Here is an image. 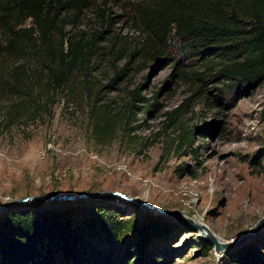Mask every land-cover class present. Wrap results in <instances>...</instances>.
Masks as SVG:
<instances>
[{
	"label": "trees",
	"instance_id": "trees-1",
	"mask_svg": "<svg viewBox=\"0 0 264 264\" xmlns=\"http://www.w3.org/2000/svg\"><path fill=\"white\" fill-rule=\"evenodd\" d=\"M106 1L0 0L1 129L50 113L59 95L65 105L86 101L92 137L105 143L131 128L134 108L145 113L157 108L158 89L147 97L137 85L114 107L103 87L113 88L135 62L166 61L174 53L184 60L172 61L179 76H217L240 97L264 80V0H125L134 36L113 33L106 39L107 27H67L88 7L108 26ZM104 60L113 73L102 83L92 72ZM217 90L222 99L225 87ZM197 92L167 112V125L190 110ZM198 127L204 128L182 130L177 147L189 145ZM261 161L255 156L256 164ZM83 200L26 204L0 214V264H167L168 257L149 249L156 232L166 228L158 216L137 220L117 207ZM199 241L207 251L213 247ZM228 261L264 264V241L237 247Z\"/></svg>",
	"mask_w": 264,
	"mask_h": 264
},
{
	"label": "rangeland",
	"instance_id": "rangeland-1",
	"mask_svg": "<svg viewBox=\"0 0 264 264\" xmlns=\"http://www.w3.org/2000/svg\"><path fill=\"white\" fill-rule=\"evenodd\" d=\"M124 1L103 3L111 17L108 26L88 7L67 27H107L106 39L113 33L134 36L137 31L123 10ZM173 55L166 61L135 62L113 88L103 87L105 98H114V107L137 85L147 97L158 89L157 108L150 113L134 108L131 128L105 143L92 137L86 101L65 105L59 95L50 113L0 128V214L26 204L67 200L36 196L118 191L126 197L106 193L78 199L117 207L137 220L148 213L158 216L166 228L156 232L149 249L168 257L167 264H229V252L263 242L264 80L240 97L217 76H179L172 61L184 60ZM112 73L106 60L92 72L102 83ZM220 86L226 92L217 99ZM195 89L190 110L167 125V112ZM194 125L204 128H194L190 144L178 148L179 133ZM255 156L262 159L260 165ZM22 197L27 199L9 204ZM181 215L206 223L226 246L207 251L199 230Z\"/></svg>",
	"mask_w": 264,
	"mask_h": 264
},
{
	"label": "water",
	"instance_id": "water-1",
	"mask_svg": "<svg viewBox=\"0 0 264 264\" xmlns=\"http://www.w3.org/2000/svg\"><path fill=\"white\" fill-rule=\"evenodd\" d=\"M106 193L119 194V195H121L123 197H126L123 193L118 192V191H91V192L82 191V192H79V193H72V194L50 195L48 197L36 196V198L37 199H43V200H48V199L53 198V197H55L56 199H75V198H80V197L95 196V195H98V194H106ZM30 198L33 199L34 197H30ZM26 199H27V197H22V198L14 200V201H11L9 204H13L15 202L23 201V200H26ZM181 216L184 218V220L187 223L192 225L195 229H198L200 231V235L206 241L211 243L216 250L222 249L224 246H226V243L221 241V240H219L216 237L215 233L210 229V227L206 223L196 222L193 219H191L189 217H186L184 215H181Z\"/></svg>",
	"mask_w": 264,
	"mask_h": 264
},
{
	"label": "bare ground",
	"instance_id": "bare-ground-1",
	"mask_svg": "<svg viewBox=\"0 0 264 264\" xmlns=\"http://www.w3.org/2000/svg\"><path fill=\"white\" fill-rule=\"evenodd\" d=\"M200 232V231H199ZM216 237L220 240V238L216 235Z\"/></svg>",
	"mask_w": 264,
	"mask_h": 264
}]
</instances>
